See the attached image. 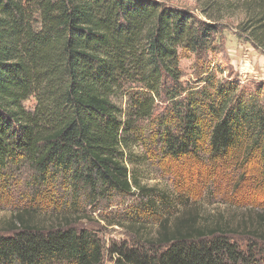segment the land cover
<instances>
[{
	"label": "trees",
	"instance_id": "trees-1",
	"mask_svg": "<svg viewBox=\"0 0 264 264\" xmlns=\"http://www.w3.org/2000/svg\"><path fill=\"white\" fill-rule=\"evenodd\" d=\"M242 4L239 29L264 51V0ZM208 17L159 0H0V184L26 168L37 186L69 183L90 203L154 205L133 153L145 127L164 157L208 152L219 167L237 150L245 162L258 158L264 176L263 87L216 77L208 59L219 26ZM185 53L201 62L197 85L182 81ZM189 214L172 227L163 221L151 250L111 248L112 264H264V209L235 225ZM13 221L16 232L0 236V264H103L83 231H45L22 213ZM239 232L246 248L231 237Z\"/></svg>",
	"mask_w": 264,
	"mask_h": 264
},
{
	"label": "rangeland",
	"instance_id": "rangeland-1",
	"mask_svg": "<svg viewBox=\"0 0 264 264\" xmlns=\"http://www.w3.org/2000/svg\"><path fill=\"white\" fill-rule=\"evenodd\" d=\"M159 1L187 10L202 21L213 17L219 29L216 42L210 45L208 61L211 69H216V77L237 78L243 88L253 90L261 86L264 92V51L248 41L239 29L246 19L244 0ZM179 63L182 81L197 85L194 81L201 71V62L192 53H185L180 55ZM25 104L32 108L35 99L31 97ZM155 134L148 127L143 128L141 142L133 150L142 161L136 165L141 183L158 194L154 205L146 200L142 205L136 198L129 201L117 196L110 201L90 203L84 196L77 197L69 183L61 185L54 180L50 187L37 186L32 171L24 168L21 174L12 180L5 178L0 184V236L16 232L13 219L22 213L45 231L56 226L91 235L103 249V264H112L114 257L109 250L113 247L125 244L151 250L163 221L172 227L178 217L190 212L189 215H197L200 224L207 220L214 223L223 217L235 225L252 209H264L263 164L258 158L245 162L243 152L239 155L236 150L233 154L236 156L219 167L209 159L208 152L192 159L172 160L164 157L159 142L154 143ZM231 237L246 248L248 238L244 234L233 233ZM44 264L69 263L52 260Z\"/></svg>",
	"mask_w": 264,
	"mask_h": 264
}]
</instances>
